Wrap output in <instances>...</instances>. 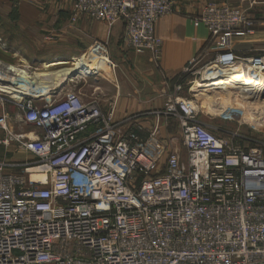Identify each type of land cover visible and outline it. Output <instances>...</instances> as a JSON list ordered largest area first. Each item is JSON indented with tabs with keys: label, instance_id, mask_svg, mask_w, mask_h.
Here are the masks:
<instances>
[{
	"label": "built area",
	"instance_id": "built-area-1",
	"mask_svg": "<svg viewBox=\"0 0 264 264\" xmlns=\"http://www.w3.org/2000/svg\"><path fill=\"white\" fill-rule=\"evenodd\" d=\"M71 1L73 21L78 14L121 20L124 43L158 61L157 21L191 0ZM192 22L207 27L215 57L200 65L207 49L194 55L156 113L178 120L185 160L177 138L161 137L159 123L145 136L122 130L97 99L73 90L59 98V87L43 92L31 85L29 66L7 64L28 73L16 78L30 90L14 91L0 77L8 87L0 98L40 133L14 134L9 115L0 116L6 132L0 144L15 141L33 155L17 172L0 161V264H264V151L211 131L194 99L181 94L204 66L232 61V38L251 34L253 22L240 9L213 2ZM0 48L6 44L0 41ZM89 52L114 66L106 43L94 42Z\"/></svg>",
	"mask_w": 264,
	"mask_h": 264
},
{
	"label": "crops",
	"instance_id": "crops-1",
	"mask_svg": "<svg viewBox=\"0 0 264 264\" xmlns=\"http://www.w3.org/2000/svg\"><path fill=\"white\" fill-rule=\"evenodd\" d=\"M191 1L193 2L179 1L172 13L157 21L155 32L163 40L158 61L154 59L152 53L148 51L137 53L124 43L122 40L124 24L121 20L110 24L86 14H78L73 21L71 0H0L2 11L0 15L9 20L13 28L8 35L15 36L9 38V42L0 36V41L7 43L8 50H12L11 44H15L16 53L48 52L50 56L43 58L41 54L34 58H52L50 61L69 63L84 55L80 54L89 49L93 42L106 43L109 56L114 63V66L108 67L111 71L109 82L112 85L107 86L113 93L114 121L123 129H137L142 136L159 123L160 135L167 140L166 132L163 135L161 117H157L156 113L163 110L174 95V85L177 82L175 78L178 75L180 77L188 61L203 48L206 50L208 46H205L209 37L207 27L203 24L194 26L192 19L209 2L221 4L220 0ZM13 3L17 5L15 13L9 9ZM240 6L234 7L252 19L253 32L232 38L231 47L238 53L250 50L254 43H264V0H240ZM208 51L211 52L210 49ZM212 53L215 51L212 50ZM71 59L74 61H69ZM106 69L104 68L103 72H106ZM84 74L100 75L83 69L77 76L79 78ZM93 89L96 92L101 88L95 85ZM0 104L5 110L4 113L13 114L14 110L8 109L7 103L1 98ZM103 111H108V108L103 107ZM14 113L15 118L21 122L16 110ZM8 126L13 132L9 119ZM30 126L25 133H40L38 129ZM5 149L12 152L16 147L10 144ZM28 154L30 155L28 159L33 160V155Z\"/></svg>",
	"mask_w": 264,
	"mask_h": 264
},
{
	"label": "rangeland",
	"instance_id": "rangeland-1",
	"mask_svg": "<svg viewBox=\"0 0 264 264\" xmlns=\"http://www.w3.org/2000/svg\"><path fill=\"white\" fill-rule=\"evenodd\" d=\"M220 1L221 2L219 3L221 4H218V3L216 4L229 5L232 7L234 6L241 7L240 0H220ZM190 2H193V1H190ZM9 9H10V12L15 13V11L17 10V5L13 3L10 5ZM12 29L13 28L10 25L9 20H7L4 16L0 15V36L2 37L3 40L5 39L6 41L9 42V38L15 37V36L8 35V32ZM93 43L90 46H92ZM11 45L13 48L12 50L11 49L8 50L7 45L5 49L0 48V61L3 62L4 64H20V65L29 66L28 71L30 75H33V73H36V71L41 67L42 64L47 63L50 60H53L52 58H46V59H39V57L34 58L36 55L38 56L41 54L43 58L50 56L51 54L48 52H19V53H16L14 51L16 49V45L15 44H11ZM207 45L208 46L210 45L209 37H208V42L207 44H205V46ZM257 45L261 47H256ZM208 50L209 49H207L204 52L205 55L202 57L201 61L199 62L200 65L208 64L214 59L215 53H212V51L209 52ZM89 53H91L89 52V49H86L80 55L89 54ZM235 53L236 55L241 56V57L242 56L243 57H253L256 55L259 57L262 56V58H264V43L262 44L254 43L250 50L241 51V53L240 52L238 53L236 51ZM109 54L110 53L108 51V55ZM69 61H74V59H71ZM56 62H60V61H56ZM106 70H107L106 72H102L100 73V75L98 74L85 75L84 74L83 76H79V78L77 75L75 77L73 76L72 80L66 81L64 85L60 86L59 88L57 87L58 88V90H56L57 92L62 90L61 92L62 94L60 95L59 98H62L66 93L73 90L76 93H79L82 96V98H84L85 100H90L91 98L97 99L98 102L100 103L102 110H103V107L108 108V111H106V113L113 111V107H114V100L112 98L113 93L107 87L108 85H112L109 82L111 71L109 68H107ZM175 79L176 81L179 80L180 79L179 75ZM187 79L188 78H186L185 80ZM193 79H192L193 83L185 82V85H184V88L181 94L186 97H192L194 99L195 104L198 108L199 118L202 121L207 123V125L209 126V129L216 134L227 137L229 141L233 143L234 145H240L245 148L253 147L255 145L261 146L264 151V105H262L261 102L255 103L249 100L248 101H245V100L232 101L229 99L223 100L221 98H216L214 100L209 101L207 100V96H204L202 94L205 87L203 86L195 87L196 81L199 79H196V80H193ZM95 85L96 86L99 85L101 89L100 90L98 89L96 92H94L93 86ZM189 86H191V88ZM0 88H2L3 90L7 89V88L4 89L2 86H0ZM53 89H56V87ZM259 97H260V100H264V92H262ZM7 108L10 110H14L15 112V108L12 104L8 103ZM4 111H5L4 108L0 104V116L3 115ZM14 112L12 115L10 114L8 118L9 124L11 125V127L13 126L12 128L13 133L17 134V133L28 131L29 128H31V126L29 124H23L22 122H19L15 118L16 113ZM160 119H161V126L163 129V135L166 132L165 137L167 140H171L172 138L178 139L175 145L179 149L182 159L185 160V152L179 140L180 138H179L178 120L173 118L172 116H163V115H161ZM113 120H114V117H113ZM121 129L124 130L123 128ZM5 134L6 132L0 129V139H2L5 136ZM11 145H14L16 149L12 152L11 151L7 152V150L5 149L6 147L0 144V159L4 161L5 160L8 161L10 163V166H9L10 170L12 172H17L21 169V165H20L21 163L24 164V161H28L32 159L31 158L28 159L30 155L24 152L23 150H21L17 142L14 141L11 143Z\"/></svg>",
	"mask_w": 264,
	"mask_h": 264
},
{
	"label": "bare ground",
	"instance_id": "bare-ground-1",
	"mask_svg": "<svg viewBox=\"0 0 264 264\" xmlns=\"http://www.w3.org/2000/svg\"><path fill=\"white\" fill-rule=\"evenodd\" d=\"M261 59V64L252 65L249 63L252 61V57H241L235 54L233 60L227 65L220 66V64L214 63L204 66L201 78L196 81L195 87H205L204 91L206 92L203 91L202 94L207 96L209 101L216 98L232 101L249 100L255 103L261 102L264 105V100H260L259 97L264 92V65H262L264 58ZM104 68L108 67L105 64L103 55L91 52L78 57L75 62L71 63L56 61L44 63L36 73L30 75V80L32 86L46 92L62 86L64 81L72 79L73 76L75 77L83 69L101 73ZM17 76L22 77L24 80L29 78L27 72L19 71L17 68L8 66L0 61V77L12 83L9 88H13L17 92H28L30 89L26 83L17 80ZM3 88L6 89L5 87ZM34 177L38 178L41 176Z\"/></svg>",
	"mask_w": 264,
	"mask_h": 264
},
{
	"label": "water",
	"instance_id": "water-1",
	"mask_svg": "<svg viewBox=\"0 0 264 264\" xmlns=\"http://www.w3.org/2000/svg\"><path fill=\"white\" fill-rule=\"evenodd\" d=\"M0 82H2V81L0 80ZM64 83H65V81H64ZM64 83L62 84V86L64 85Z\"/></svg>",
	"mask_w": 264,
	"mask_h": 264
},
{
	"label": "trees",
	"instance_id": "trees-1",
	"mask_svg": "<svg viewBox=\"0 0 264 264\" xmlns=\"http://www.w3.org/2000/svg\"><path fill=\"white\" fill-rule=\"evenodd\" d=\"M203 50V49H202Z\"/></svg>",
	"mask_w": 264,
	"mask_h": 264
}]
</instances>
